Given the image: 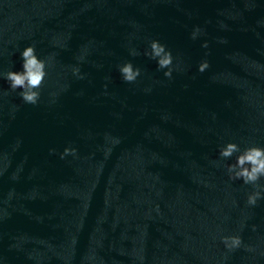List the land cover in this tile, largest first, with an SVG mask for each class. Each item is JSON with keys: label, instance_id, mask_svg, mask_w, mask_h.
Wrapping results in <instances>:
<instances>
[{"label": "water", "instance_id": "1", "mask_svg": "<svg viewBox=\"0 0 264 264\" xmlns=\"http://www.w3.org/2000/svg\"><path fill=\"white\" fill-rule=\"evenodd\" d=\"M27 46L36 105L3 78ZM229 142L264 148V0H0V264H264V199L229 179Z\"/></svg>", "mask_w": 264, "mask_h": 264}, {"label": "clouds", "instance_id": "2", "mask_svg": "<svg viewBox=\"0 0 264 264\" xmlns=\"http://www.w3.org/2000/svg\"><path fill=\"white\" fill-rule=\"evenodd\" d=\"M199 31L198 28L193 31V39L197 37ZM221 42L224 43L226 41ZM202 46L207 47V42ZM149 47L150 50L145 51L144 54L157 62L158 69H167L164 71V76L171 78L173 72V57L171 51L167 50L166 46L158 40H152ZM130 55L137 56L139 53L133 49ZM21 59L23 70H10L3 74V78L8 82L11 91L15 92L18 89L20 90L18 95L24 103L36 105L40 100L39 90L47 76V62L37 57L34 46L25 47L21 52ZM208 67V61L204 60L198 65V71L204 72ZM118 70L122 79L128 83L135 82L141 75L140 68L134 67L131 62L119 65ZM72 72L74 75L83 79L78 67H74ZM105 87H107V85H105ZM54 151V149H50V152ZM75 153L76 149L65 148L60 156L61 159H63L65 156L69 154L75 155ZM235 153H240L236 157L235 163L226 165L229 179L233 181L242 180L245 185L253 186L254 191L247 196V204L254 207L260 199H264V185L259 183L261 178H264V148L250 146L241 151L236 143L229 142L219 151L220 157L225 160L231 158ZM253 230H255L254 225ZM221 240L225 248L229 251L240 248L242 245V239L239 235L223 236Z\"/></svg>", "mask_w": 264, "mask_h": 264}]
</instances>
